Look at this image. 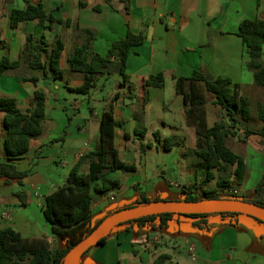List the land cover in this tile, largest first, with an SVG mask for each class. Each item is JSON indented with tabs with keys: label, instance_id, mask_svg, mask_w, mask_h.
Returning a JSON list of instances; mask_svg holds the SVG:
<instances>
[{
	"label": "crops",
	"instance_id": "0c3cea01",
	"mask_svg": "<svg viewBox=\"0 0 264 264\" xmlns=\"http://www.w3.org/2000/svg\"><path fill=\"white\" fill-rule=\"evenodd\" d=\"M86 1L87 5L80 7L79 0H0V61L5 56L10 62L21 61L1 76L0 97L14 98L27 114L35 91L47 97L43 133L17 160L8 158L5 113L0 111V160L28 172L22 185L0 177V229L13 228L24 238H48L53 248L65 247L64 241L53 235L43 203L65 184L72 167L97 148L101 120L109 103L114 105L116 121L124 123L115 129L119 157L136 169L107 173V177L121 183L118 189L95 200L92 224L98 225L114 209L136 203L142 195L151 201L183 200L186 185L208 177L209 169L197 154L200 123H230L225 112L214 105V95L203 88L207 103L187 107L184 96L177 91L176 78L191 77L195 71L211 79L229 78L251 101L254 115L237 124L236 134L227 139V144L246 161L247 176L242 185L252 186L253 197L264 174V122L258 117V108L264 107V87L254 83V74L248 68L249 54L237 32L246 19H264V0H131L129 10L122 0ZM40 2L69 25L56 24L53 30H45L34 20L12 28L10 14L14 9ZM87 30L94 34L91 50L102 56L129 31L145 37V42L133 47L127 58L126 85H120L122 77L114 69L111 75L98 80L95 90L103 94L95 96L92 91L88 105L69 89L83 82V75L71 70L69 59L75 48L85 43ZM57 34L65 43L63 79L47 78L42 71L31 69V57L25 52L28 36L43 40L44 49L49 50ZM47 59L43 52L42 61ZM262 59L264 62V47ZM161 72L164 87L146 89L145 80ZM33 77L39 79L37 83ZM108 80H114L109 89L104 83ZM60 90L64 94L59 95ZM247 128L257 133L246 136ZM167 138L173 139L172 150L164 148ZM175 151L177 156L175 153L170 157ZM59 167L64 170L60 172ZM81 171L89 172L88 161ZM58 172L60 176H56ZM19 191L24 192L26 204L16 195ZM80 264H264V223L245 214L212 213L197 218L175 215L165 230L157 224L115 228L104 244L82 256Z\"/></svg>",
	"mask_w": 264,
	"mask_h": 264
},
{
	"label": "trees",
	"instance_id": "16d2710c",
	"mask_svg": "<svg viewBox=\"0 0 264 264\" xmlns=\"http://www.w3.org/2000/svg\"><path fill=\"white\" fill-rule=\"evenodd\" d=\"M10 1L13 0H5L6 3ZM122 1L125 3L126 9L129 10L131 0ZM86 5V0H79L80 7ZM10 20L12 28H17L21 22L34 20H37L45 30H53L56 24L69 25V21L59 19L54 13L48 12L42 2L36 5L29 4L26 9H14L10 14ZM86 32L88 37L85 43L76 47L69 59L71 70L81 73L83 82L80 86L69 87V89L78 94L90 96L91 92L96 89L98 80L111 75L114 69H117L122 77L120 85L125 86L129 81V76L126 73L129 53L133 47L142 45L145 42V37L142 34H134L129 31L126 37L112 44L107 55L102 56L91 50L90 44L94 34L90 30ZM237 34L242 38L247 48L250 57L248 68L254 74L255 85L264 87V62L262 59L264 19L244 20ZM43 44H45L43 40H35L32 36L27 37L25 52L31 57L29 67L33 70L42 71L47 78L63 79L65 71L61 66V57L65 49V43L62 36L55 35L49 50H45ZM43 52L48 57L46 62L42 61ZM114 60H116L115 64ZM20 63V60L10 62L9 58L5 56L0 61V78L6 70L18 67ZM176 79L177 91L184 96L187 107H202L207 103L202 92L203 88L204 91L214 95V105L222 109L225 112V118L230 121L228 123L226 120H222L212 126L207 125L204 121L200 123L197 131L199 139L197 154L209 169L208 177L201 183L186 185L183 200L196 201L204 198H223L219 193V189L232 187L234 183L242 185L246 180V161L228 146L227 139L236 134L235 127L237 124L250 120L252 113L251 101L248 97L241 95L238 85H234L229 78L211 79L204 73L195 71L191 77ZM38 80L37 77L32 78L34 83H37ZM164 85L165 76L162 72L149 76L144 82L146 89L152 87L163 88ZM128 90L132 91V88L129 86ZM46 102V94L39 90L35 91L31 99L30 113L27 114L22 112L14 98L0 97V111L5 113V149L10 161L25 156L30 150L31 141L37 139L43 133L46 120ZM258 117L264 122L263 106L258 108ZM123 125L124 123L115 119L113 103L107 104L101 120L100 142L97 148L86 154L74 165L65 184L44 200L43 211L52 225L53 235L64 241L65 247L53 248V244L48 238H24L13 228L0 229V264H64L65 257L70 250L87 238L104 221H101L98 225L92 224V206L99 196L118 189L121 183L117 178L107 177V173L112 171L130 172L136 169L134 165L126 164L120 159L115 146V129ZM256 133L257 131L254 129L247 128L246 130V136ZM155 137L158 139L159 135L155 134ZM172 140V138L165 139V150H172L174 146ZM85 161L89 163L88 173L81 171ZM232 167L234 168L233 180L220 178L216 188L206 191L203 197H197L194 194L195 190L214 179L213 170L227 171ZM27 175L28 172L19 171L14 163L0 160V177L5 178L7 182L16 180L22 185V180ZM16 195L22 200L23 204H26L23 191L17 192ZM229 198L247 200L264 206V174L255 186L252 198L236 195ZM149 202L151 200L142 195L141 200L132 205L114 209L109 215ZM219 214L239 215L232 212ZM175 215L184 214L165 213L146 216L120 224L116 228L157 224L160 229L165 230L169 226L170 219ZM208 215L190 214L187 216L197 218ZM257 220L264 223L259 219ZM108 236L102 238L98 245L104 244Z\"/></svg>",
	"mask_w": 264,
	"mask_h": 264
},
{
	"label": "water",
	"instance_id": "95a60500",
	"mask_svg": "<svg viewBox=\"0 0 264 264\" xmlns=\"http://www.w3.org/2000/svg\"><path fill=\"white\" fill-rule=\"evenodd\" d=\"M232 212L253 216L264 222V206L235 198H204L196 201L157 200L107 216L84 240L67 254L64 264H80L82 256L120 224L158 214H212Z\"/></svg>",
	"mask_w": 264,
	"mask_h": 264
},
{
	"label": "rangeland",
	"instance_id": "374dc122",
	"mask_svg": "<svg viewBox=\"0 0 264 264\" xmlns=\"http://www.w3.org/2000/svg\"><path fill=\"white\" fill-rule=\"evenodd\" d=\"M118 71V70H117ZM107 86V88L109 89L111 87L112 84H114V80H108V81H105L104 82ZM94 91V95L95 96H99L100 94H103V93H100V91L98 90H93ZM106 92V91H105ZM59 95H62L64 94L63 91L61 92L58 91ZM65 94L67 95L68 93L65 92ZM78 97L82 100L84 98V101L86 102V105H88L87 103L90 102V99L88 98V96H83V94H79ZM87 99V100H85ZM89 100V102H88ZM254 109L252 107V116L254 115ZM252 128H255V126H251ZM233 137L230 138V140L232 139ZM243 138H245L243 136ZM176 153L175 156H177V152H173V154H170L169 156L171 157L172 155H174ZM59 171L62 172L61 170L64 168L62 167H59ZM58 172V173H55L56 176H60L61 173ZM220 178H227V179H231L233 180V172L232 170H227V171H216V178L213 179L209 184H207V187L205 188L204 186L200 187L199 189L195 190L194 191V194L197 196V197H203L205 195V192L206 191H210L214 188H216L217 186V182ZM164 179V178H162ZM253 180L255 181V178H253ZM253 180L249 181L250 184L253 183ZM199 183H201V181H198ZM166 183V182H165ZM252 186H249V187H246L245 185H236L234 183V185L232 187H229V188H226V189H219V193L220 195L223 197V198H229L230 196L232 195H236V196H239V197H245V198H250L252 197Z\"/></svg>",
	"mask_w": 264,
	"mask_h": 264
},
{
	"label": "built area",
	"instance_id": "2783aa9c",
	"mask_svg": "<svg viewBox=\"0 0 264 264\" xmlns=\"http://www.w3.org/2000/svg\"><path fill=\"white\" fill-rule=\"evenodd\" d=\"M112 199H114V198L112 197Z\"/></svg>",
	"mask_w": 264,
	"mask_h": 264
}]
</instances>
